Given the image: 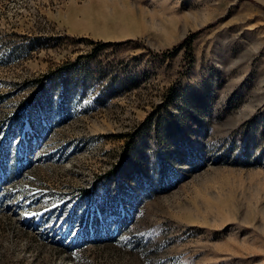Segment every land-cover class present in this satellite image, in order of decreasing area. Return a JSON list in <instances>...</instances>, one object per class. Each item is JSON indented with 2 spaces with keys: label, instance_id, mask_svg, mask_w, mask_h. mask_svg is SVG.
<instances>
[{
  "label": "rangeland",
  "instance_id": "1",
  "mask_svg": "<svg viewBox=\"0 0 264 264\" xmlns=\"http://www.w3.org/2000/svg\"><path fill=\"white\" fill-rule=\"evenodd\" d=\"M0 264H264V0H0Z\"/></svg>",
  "mask_w": 264,
  "mask_h": 264
},
{
  "label": "trees",
  "instance_id": "2",
  "mask_svg": "<svg viewBox=\"0 0 264 264\" xmlns=\"http://www.w3.org/2000/svg\"><path fill=\"white\" fill-rule=\"evenodd\" d=\"M193 35L194 34L188 35L187 37H185L184 39H182L177 45H175L174 47H172L171 51H166V52L161 53V56H166V55L170 54L171 52L175 51L177 48H179L181 46L182 47L184 46L185 49H189V47H190V40L192 39V36ZM103 45H104V43H98L97 46H103Z\"/></svg>",
  "mask_w": 264,
  "mask_h": 264
},
{
  "label": "crops",
  "instance_id": "3",
  "mask_svg": "<svg viewBox=\"0 0 264 264\" xmlns=\"http://www.w3.org/2000/svg\"><path fill=\"white\" fill-rule=\"evenodd\" d=\"M68 31V30H67Z\"/></svg>",
  "mask_w": 264,
  "mask_h": 264
}]
</instances>
